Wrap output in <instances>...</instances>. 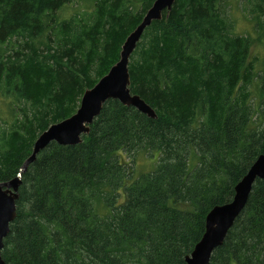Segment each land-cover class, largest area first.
Wrapping results in <instances>:
<instances>
[{"label":"trees","instance_id":"obj_1","mask_svg":"<svg viewBox=\"0 0 264 264\" xmlns=\"http://www.w3.org/2000/svg\"><path fill=\"white\" fill-rule=\"evenodd\" d=\"M155 1L0 0L12 119L0 130L1 183L77 113ZM79 2L87 13L62 17ZM234 5L259 40L237 31ZM137 47L131 93L157 117L108 100L80 145L43 149L22 175L5 264H187L208 213L264 155V0H176ZM143 154L152 169H139ZM252 191L209 264H264V180Z\"/></svg>","mask_w":264,"mask_h":264},{"label":"water","instance_id":"obj_2","mask_svg":"<svg viewBox=\"0 0 264 264\" xmlns=\"http://www.w3.org/2000/svg\"><path fill=\"white\" fill-rule=\"evenodd\" d=\"M176 0H156L148 9L141 24L130 34L122 46L117 64L100 80L94 88L85 92L77 113L66 120L54 123L39 135L34 143L31 156L20 168L18 177L7 182H0V264L4 242L9 235L11 224L17 218V200L19 199L22 175L26 172L37 156L51 143L61 146H76L88 135L93 121L101 114L103 105L108 100H119L126 107H134L149 118L157 114L143 99L131 93V76L129 73L130 57L138 48L143 33L153 21H161L165 12H171ZM264 180V155L254 162L242 181L235 187V196L230 203L212 209L206 220V232L196 245L194 251L186 259L187 264H209L214 251L219 249L232 230V226L243 213L257 180Z\"/></svg>","mask_w":264,"mask_h":264},{"label":"rangeland","instance_id":"obj_3","mask_svg":"<svg viewBox=\"0 0 264 264\" xmlns=\"http://www.w3.org/2000/svg\"><path fill=\"white\" fill-rule=\"evenodd\" d=\"M235 7L232 10L233 11L232 16H234V18L237 19V22H238L236 25L237 31H239L242 34L250 33L253 39L259 40L257 30L253 29V26H252L253 23L249 21L247 22V20L243 18V14L238 9V7L237 8ZM76 10L79 13H87V11L89 10L88 4L85 2L74 3L70 5L65 11H63L62 17L69 18L71 16H74ZM253 52L257 56H260V54L263 53V47L259 46V42H258V45L254 47ZM9 104L10 102H8L7 100L3 99L0 96V130L1 131L4 130L5 128H10L11 123H12L11 115H9V109H8ZM150 159L151 158H149L148 155H144V154L142 155V157H139V162H138V165L140 167L139 169L142 171L152 169L154 165Z\"/></svg>","mask_w":264,"mask_h":264}]
</instances>
